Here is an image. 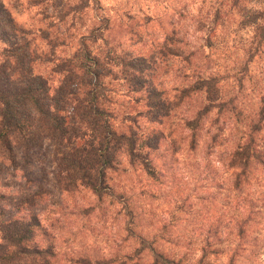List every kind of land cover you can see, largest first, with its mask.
Instances as JSON below:
<instances>
[{"label": "rangeland", "instance_id": "1", "mask_svg": "<svg viewBox=\"0 0 264 264\" xmlns=\"http://www.w3.org/2000/svg\"><path fill=\"white\" fill-rule=\"evenodd\" d=\"M83 43L109 72L112 129L154 139L137 148L152 174L120 148L98 196L65 189L53 140L27 161L0 150V221L35 222L56 264H264V0H0L10 79L27 55L53 91ZM253 124L262 164L240 176Z\"/></svg>", "mask_w": 264, "mask_h": 264}, {"label": "trees", "instance_id": "2", "mask_svg": "<svg viewBox=\"0 0 264 264\" xmlns=\"http://www.w3.org/2000/svg\"><path fill=\"white\" fill-rule=\"evenodd\" d=\"M31 61L27 55H17L16 65L11 68L13 79L6 74L7 68L0 71V150L7 157L18 148L22 160L27 161L45 139L53 140L63 148L59 170L64 174L65 189L79 184L98 196L107 190L106 172L114 169L120 148L131 163L142 160L144 169L152 174L148 160L137 148H153L154 139L138 145L135 135L118 134L112 129L111 116L101 107L106 100L103 79L109 72L105 73L84 43L72 58L58 66L64 75L53 91L45 78L33 74ZM137 72L134 70L133 79L138 78ZM200 84L213 104L218 98L217 83L210 79ZM259 128L253 124L233 155L242 171L240 176L245 175L251 162L262 164L254 138ZM34 227L33 221H0V264H56L51 248L34 243Z\"/></svg>", "mask_w": 264, "mask_h": 264}]
</instances>
